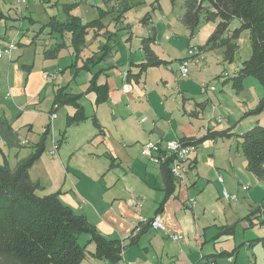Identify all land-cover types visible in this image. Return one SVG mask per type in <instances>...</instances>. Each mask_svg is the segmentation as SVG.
<instances>
[{
	"label": "crops",
	"instance_id": "obj_1",
	"mask_svg": "<svg viewBox=\"0 0 264 264\" xmlns=\"http://www.w3.org/2000/svg\"><path fill=\"white\" fill-rule=\"evenodd\" d=\"M3 16L0 14V20ZM69 39L70 36L66 47L71 48ZM17 45V49L23 50L33 44L19 42ZM116 46V43H109L105 60L92 73L84 72L90 77L80 87L73 78L67 80L65 86L51 83L54 92L68 87V91L75 95L84 94L81 105L84 108V100L91 101L93 112L89 116L85 114L87 120L84 122L68 126L67 117L76 111L71 107L72 114L66 117V127L69 130L75 126V135L73 138L71 134L67 136V130L58 141L53 137L52 143L55 141L59 145L58 166L62 175H66L62 184L58 181L48 184L36 174L33 177L32 169L36 162L29 171L32 181L39 182L48 194L58 193L61 201L76 214L85 216L100 235L120 240L125 245L123 259L119 263L89 256L96 260L91 264H264V214H260L259 207L250 202L249 181L254 175L247 170V161L239 143L234 150L232 139L204 140L198 145L193 161L185 167L184 180L175 181V191L170 196L164 186L161 166L150 162L142 153L143 145L150 140L199 141L209 130L222 131L205 123L202 110L207 108L210 100L197 102L182 95V103L175 108L178 119H175L173 110H168L172 113L168 124L165 117L171 113L164 111L165 114L158 116L150 103L146 88L149 68L141 70V65L147 61L142 47L143 59L128 62L130 60L123 61L121 55L117 58ZM22 54L14 61L6 59L13 79L7 83L6 104L0 102V117L9 122L20 139L23 131L30 133L35 129L40 113L34 106L41 102L39 93L50 87L45 83L44 74L42 79L38 78L34 70L35 61L34 64L20 62ZM154 54L160 61H165ZM185 57L186 54L182 60ZM82 63L78 64L79 68ZM6 64L0 65V70ZM48 69H54V66ZM101 70L97 83L107 86L108 96L97 104V95L93 91L88 93L87 89L93 74ZM59 71L63 69L56 68L53 73L58 77ZM126 85L132 86L130 91L125 90ZM54 109L52 102L41 135L48 128L52 134V126L58 116L51 121ZM93 117L100 128L93 126ZM143 119L146 120L143 122ZM89 121L92 127H80ZM3 144L0 140V146ZM244 185L249 186L246 192L242 190ZM232 187L235 191L231 190ZM224 189L237 197L241 195V200L248 199L247 203L242 206V203H236L237 200L226 202L222 196ZM191 199L196 201L193 207ZM263 205L264 202L260 208ZM156 214L162 216L166 232L156 231L146 224ZM136 225H140L138 233ZM224 229H229V234L221 233ZM171 234L182 235L183 239L173 241ZM133 237L136 240L130 243ZM94 250L95 246L90 252ZM243 251L246 253L241 258ZM229 257L234 258L233 263L228 262Z\"/></svg>",
	"mask_w": 264,
	"mask_h": 264
},
{
	"label": "rangeland",
	"instance_id": "obj_2",
	"mask_svg": "<svg viewBox=\"0 0 264 264\" xmlns=\"http://www.w3.org/2000/svg\"><path fill=\"white\" fill-rule=\"evenodd\" d=\"M101 1L47 0L46 2L48 3H44L43 0H27L25 2L0 0V14L4 15V18L0 20V41L14 42L15 44H19V42L31 44L32 42L33 44L31 48L23 49L24 51L22 49L13 50L10 53L13 61L22 53V57H19L20 62L34 64L35 61L34 70L38 73V78L40 79H42V75L45 72L51 75L53 72H56V68L63 69L62 72L59 71V76L56 77L57 79L50 78L45 80V83H48L50 87L47 86L39 93L40 96L38 97L40 99H38L41 102L34 106V109L40 113L38 121L35 124V129L30 133L27 130L21 133L20 140L22 147L19 149H10L6 144L1 145L0 163L6 159L10 168L14 170L20 161L26 160L34 152V145L43 136L41 135L44 132L43 124L45 120L48 121L47 112L52 107L54 91L53 84L51 83L56 84V86H65L67 80L73 78L80 87L90 77V74L84 72H81L76 77L75 68L71 67L70 69H66L75 62V55L72 48H63L57 59L47 60L45 58L44 53L55 47L56 44H66L68 46V37L70 36L66 34L65 37H61L57 34H51L50 29L47 27L50 18L54 16H58L60 19L64 18L59 8L60 4L81 2L79 7L73 11V15L81 18L84 23L91 22L99 18V8L103 9V7H106ZM131 1L137 5L126 15L127 24L130 25L131 32H120V42L114 52L119 53L117 58H120L121 55L123 61L129 59L130 61L128 62H140L143 59L141 50L142 42L144 39L154 38V42L151 43V50L160 56V58H164L165 62L169 63L168 67L149 68L148 71L146 88L149 92L150 103L158 113V116L165 114L164 111L167 113L168 110H173L175 119H178L176 118L177 112H175V108L178 107L179 103H182V95L193 98V101L197 102L209 99L207 108L205 109L204 107L202 110L204 112V120H206L205 123L215 126L217 130H231L233 133L231 139L235 143L234 150H236L238 143L241 142L243 134L256 126H264V110L261 113L251 114L252 111L257 109L264 95V89L258 80H255L254 77H247L242 81L243 91L238 93L233 89L232 79L241 69L242 63L251 57V40L248 31L242 32L240 38L236 41L239 49L232 63L226 60L224 48L207 52L201 51L203 55L200 61L190 64L189 78L184 79L181 77L180 72L176 71L179 69L180 61L182 60L181 57L185 54L187 57V52L191 46L197 47L198 49L205 47L208 39L214 33L216 24L201 20L194 35H192L191 31L180 20L185 14V4L188 0H176L174 6L169 0H161L159 6L155 5V0ZM146 16L148 19H144ZM112 17L105 19L104 23L107 26L106 30L115 32L119 29V24L114 23ZM237 28H240V22L235 20L230 25V31H234ZM106 30L104 29L102 32L104 33ZM101 33L98 34V37H94V34L90 32L87 38V44L80 53L79 61L81 63L106 44L107 41ZM228 35L230 34L223 35V39L227 40ZM128 38L131 39L128 40ZM6 59L9 60V57L2 58L0 65L4 64L5 66L7 63ZM80 62L78 64H81ZM51 66H54V69H48ZM65 72L66 74L63 77V73ZM36 77L34 79H37ZM10 78L13 79L10 76V67L7 63L6 67L0 70V102L3 104H6L4 100H7L6 96L9 92L7 83ZM35 81L37 82L38 80ZM165 82H168V84ZM203 84L215 86L216 92L203 94L201 91V85ZM73 87L75 88V86ZM144 88L143 85V90H145ZM83 105L85 114L87 116L92 115L93 106L91 101L84 100ZM71 110V107H63L59 111L56 108L53 110L52 114L55 113L58 116L53 123L52 134L47 139L46 149L43 155L36 161L32 169L33 177L34 174L42 176V180L48 184L57 181L62 184L64 178H66V175H62L61 168L58 166V155L51 156L50 151L52 146H59L55 141L52 143L53 137L58 141L62 134L68 130L66 127V117L72 114ZM183 112L181 108V115H183ZM171 116L172 113L165 117L167 123ZM218 118L222 119L221 123L217 122ZM89 125H92L90 121L80 127H92ZM76 129L75 126L70 128L67 131V136L71 134L73 138ZM250 177H252L249 181V185L251 186L250 202L256 205V208L259 207L260 214H264L261 210L262 207L260 208L261 203L264 202V181L259 182L253 176ZM231 190L235 191V187H232ZM242 190L245 191L244 188ZM39 195L44 196L50 194L46 191H41ZM234 196L236 198L235 200H237L236 203H242V206L248 201L245 198L241 200V195L238 197L237 195ZM86 241L87 238H83L81 243L84 244ZM92 248H94V245L89 246L88 250L90 251ZM245 253L246 251H243L241 258H244ZM231 258V262L233 263L234 258ZM91 261L96 260L94 258H87L82 264H91ZM228 262L231 263L230 261Z\"/></svg>",
	"mask_w": 264,
	"mask_h": 264
},
{
	"label": "trees",
	"instance_id": "obj_3",
	"mask_svg": "<svg viewBox=\"0 0 264 264\" xmlns=\"http://www.w3.org/2000/svg\"><path fill=\"white\" fill-rule=\"evenodd\" d=\"M47 0H43L44 3ZM161 0H155L159 6ZM174 6L176 0H169ZM106 5L99 8V18L84 23L81 18L75 17L73 11L81 2L60 4L64 18L58 16L50 18L47 27L51 34L65 37L70 35V47L74 51L75 62L68 68H75L76 77L81 72H93L104 60L109 51V43L118 45L121 31H130L126 15L137 5L131 0H102ZM55 5V4H54ZM53 7V5L51 4ZM122 28L111 32L106 30L104 20L111 18ZM144 19H148L146 16ZM181 23L194 35L201 20L215 23L216 28L201 51L207 52L216 49H225V57L230 63L238 52L237 40L242 32L250 34L251 57L242 63L241 69L232 79L233 89L238 93L243 91V82L247 77H254L264 89V0H188L185 4V14L180 19ZM240 22V28L230 31L233 21ZM118 26V27H119ZM106 30L101 33L102 30ZM92 32L94 37L99 33L106 39V44L100 51L86 59L79 68L80 53L87 44V38ZM229 33L227 40L223 35ZM114 38V39H112ZM131 38H128L130 40ZM119 40V41H118ZM154 38L144 39L142 50L146 63L141 65L142 72L150 67L169 65L160 61L151 50ZM66 48V44H56L55 47L45 52L47 60L57 59L59 53ZM93 74L88 93L92 91L97 95L96 103L107 99L108 88L98 85L100 73ZM84 94L75 95L68 91V87L58 88L54 92L53 106L56 110L63 107L75 108V113L67 117L68 126L87 120L81 100ZM264 110V95L259 105L251 114L261 113ZM93 126L100 128L96 118L92 119ZM50 134L49 128L45 131L40 142L34 146V152L24 161H20L13 169L5 159L0 163V264H82L88 256L111 263H119L123 259L125 245L120 240H110L98 233L88 222L85 216L78 215L66 206L58 193L40 196L44 188L39 182H33L29 171L34 163L40 159L45 151V141ZM231 130L212 131L207 135L192 141L195 145L204 140L231 139ZM0 140L10 149L21 148V140L9 122L0 117ZM239 149L247 161V170L258 181H264V126H256L241 137ZM164 186L167 195L175 191V179L168 165L161 166ZM264 212V205L261 209ZM229 229H224L223 234H229ZM83 238L87 241L82 244ZM136 238L130 240L134 243ZM93 244L94 252L88 247ZM228 256V255H226Z\"/></svg>",
	"mask_w": 264,
	"mask_h": 264
},
{
	"label": "built area",
	"instance_id": "obj_4",
	"mask_svg": "<svg viewBox=\"0 0 264 264\" xmlns=\"http://www.w3.org/2000/svg\"><path fill=\"white\" fill-rule=\"evenodd\" d=\"M19 2H25L27 0H17ZM18 48V45L14 42H1L0 41V60L4 57H9V60L12 61L11 52L13 50H16ZM202 52L197 47L191 46L189 51L187 52V57L183 59L179 65V72L182 78L187 79L189 78V66L191 63H198L201 59ZM57 74H49L44 73V78L46 80L52 78L56 79ZM130 85L125 86L126 91L131 90ZM201 91L203 94H207L209 92H216L215 86H210L203 84L201 85ZM56 114H51L50 118L51 121H54L56 119ZM146 119H143L144 122ZM218 123L222 122L221 118L217 119ZM197 145H195L192 141L189 140H174V141H166L162 140V138H158L156 140H150L146 142L143 145L142 153L148 158L150 162H152L155 165L163 166L168 165V168L174 177L175 181L180 182L184 180V170L187 165H189L197 152ZM59 146H53L52 151L50 152L51 156H56L58 153ZM219 180L222 182L223 178L220 176ZM242 188H245V190H249V186L246 187L244 185ZM223 199L226 202H234L235 197L234 194L229 193L226 189L223 190L222 193ZM139 204L141 202L139 201ZM190 205L193 207L196 205L195 199L190 200ZM162 221V216L160 214L154 215L150 220L146 221V224L156 230L161 232H166L167 229ZM140 226V225H139ZM138 225H136L135 231L138 233L140 232V228ZM170 238L173 241H180V239H183L182 235H175L171 234ZM228 261H232V258L229 257Z\"/></svg>",
	"mask_w": 264,
	"mask_h": 264
},
{
	"label": "bare ground",
	"instance_id": "obj_5",
	"mask_svg": "<svg viewBox=\"0 0 264 264\" xmlns=\"http://www.w3.org/2000/svg\"><path fill=\"white\" fill-rule=\"evenodd\" d=\"M244 190H245V188H244ZM246 191V190H245ZM235 197V196H234ZM236 199V198H235Z\"/></svg>",
	"mask_w": 264,
	"mask_h": 264
}]
</instances>
